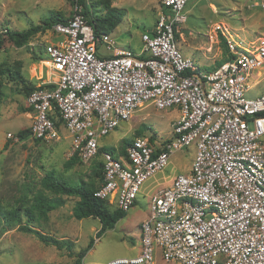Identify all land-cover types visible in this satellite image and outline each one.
I'll list each match as a JSON object with an SVG mask.
<instances>
[{
    "label": "built area",
    "instance_id": "1",
    "mask_svg": "<svg viewBox=\"0 0 264 264\" xmlns=\"http://www.w3.org/2000/svg\"><path fill=\"white\" fill-rule=\"evenodd\" d=\"M187 1L160 0L139 54L117 48L110 34L96 37L75 7L44 44L56 78L26 97L30 137L59 140L57 112L71 156L84 164L100 138L142 108L179 110L169 140L135 137L124 154H100L103 179L93 196L126 213L174 152L195 148L189 171L151 196L139 253L107 264H155L157 250L165 263L264 264V92L246 96L250 73L264 68V37L249 48L228 42L225 59L203 72L176 42Z\"/></svg>",
    "mask_w": 264,
    "mask_h": 264
},
{
    "label": "rangeland",
    "instance_id": "2",
    "mask_svg": "<svg viewBox=\"0 0 264 264\" xmlns=\"http://www.w3.org/2000/svg\"><path fill=\"white\" fill-rule=\"evenodd\" d=\"M89 15L106 13L103 0H83ZM109 6L123 11L120 24L110 37L119 49L139 54L142 49L141 36L153 29L160 13V0H107ZM262 0H188L184 12L186 22L180 25L177 46L184 57L191 58L203 72H210L226 56V47L220 35L236 47L249 48L264 37V10ZM76 0H0V67L16 71L21 78L12 79L9 72L0 75V203L4 209L24 207L32 197L42 191L40 182L48 171L70 183L80 180L101 184L97 176V162L84 164L77 159L69 169L64 162L71 156L70 138L61 126L59 140L35 141L31 137L18 140L17 132L29 129L31 121L26 108L27 89L49 86L56 78L45 64L44 44L55 39L51 29L41 31L16 47L7 39L6 31L21 32L30 27L42 26L53 16L70 19ZM91 7H90V5ZM77 5V6H76ZM101 53L105 51L101 50ZM108 54V53H107ZM252 97L264 92V68L254 70L248 77ZM179 116L177 107L157 111L149 106L136 112L129 121L120 125L107 136L98 140L100 148L121 153L125 141L137 136L152 139L154 145L167 141L172 136V121ZM54 117H58L55 114ZM11 135V137H9ZM17 139V140H15ZM4 145L6 148L4 149ZM193 143L185 150L174 152L164 169L146 180L141 186L136 203L137 216H141L144 204L156 191L166 184L171 176L189 171L194 156ZM48 195L47 192H44ZM63 205L50 213L47 220L36 221L32 227L53 238L67 239L72 243V252L83 250L90 239H94L100 223L93 218L76 220L72 208L78 200L62 196ZM132 207V208H133ZM109 210L116 209L108 204ZM131 208V209H132ZM130 209V210H131ZM130 210L128 214H130ZM127 213V212H126ZM22 221L25 218L22 217ZM141 224V223H140ZM140 227V226H139ZM140 230L137 217L124 216L111 230L94 239L93 247L83 259L84 264H107L115 258H130L139 253ZM65 249L46 246L16 226L6 227L0 221V264H73ZM155 264L165 263L160 251L155 254Z\"/></svg>",
    "mask_w": 264,
    "mask_h": 264
},
{
    "label": "trees",
    "instance_id": "3",
    "mask_svg": "<svg viewBox=\"0 0 264 264\" xmlns=\"http://www.w3.org/2000/svg\"><path fill=\"white\" fill-rule=\"evenodd\" d=\"M75 4L82 8L83 15L87 19L88 24L92 27L96 37L100 36L101 34L111 33L120 24L124 15L122 10L110 7L107 0L102 1V5L106 10V13L102 16H99L98 13H91L90 16L83 0H76ZM67 21L68 19L53 15L48 19V21H45L42 26L30 27L28 30L21 32H9L7 30L5 34L10 42H12L16 47H20L24 45L31 36L41 31L51 29V27L55 24L66 23ZM220 39L222 44L226 47V40L221 35ZM1 44L2 40H0V46ZM6 72H9V75L12 77V79L21 78V76L16 71L5 70L0 67V75H3ZM32 90L34 89H27L26 91L30 93ZM0 96H2L1 90ZM55 114L58 113L56 112ZM55 114L51 115V118L53 119L55 126L58 128L62 125V122L58 117H54ZM16 137L19 141L25 139L26 137H30V130H21L17 132ZM149 140L150 142H153L151 138ZM131 141L132 140L125 141V147L130 144ZM125 147L120 150L121 153H118L124 154ZM3 148L5 149L6 145H4ZM103 151L109 152L111 154L116 153L115 150L108 151L104 150L103 148H99L96 157L90 162H97V176L101 178V182L103 175L100 154ZM77 159L78 158L76 155L70 156L64 162L65 169L71 168L76 163ZM40 185L43 192L40 191L36 193L32 197L30 204L24 207L4 209L0 203V221L6 227L16 226L18 231L35 236L39 242L46 246H53L57 250L65 249L70 257H74L73 264H84L83 259L87 252H89V250L93 247L94 239H98L105 231L111 230L116 222L125 216V213L118 209L109 210L107 208L108 203L106 201L97 199L93 196L94 191L99 187L100 184L95 187L93 182H84L81 180L77 183H70L59 177L54 171H48L42 178ZM44 192H47L48 195H46ZM62 196L75 197L78 199L72 208V216L76 220L80 221L86 218H93L98 220L100 223V229L96 232L95 238L90 239L87 246L75 255L72 252V243L67 239L59 240L53 238L52 236L41 233L31 226L32 223L36 221H46L48 218V213L60 208L63 205V200L61 199ZM22 217L25 218L24 222L22 221Z\"/></svg>",
    "mask_w": 264,
    "mask_h": 264
},
{
    "label": "crops",
    "instance_id": "4",
    "mask_svg": "<svg viewBox=\"0 0 264 264\" xmlns=\"http://www.w3.org/2000/svg\"><path fill=\"white\" fill-rule=\"evenodd\" d=\"M29 115V114H28ZM31 121V120H30ZM32 122V121H31ZM100 147V146H99ZM177 174H175V175H173V176H171V178L167 181V183L166 184H163V187H161V188H159V189H162V188H164V187H167L168 185H170V183L172 182V180L174 179V177L176 176ZM158 189V190H159ZM157 190V191H158ZM136 203V202H135ZM149 204H150V201L148 202V203H146V204H144V209H143V211H142V215L141 216H137V214H134L135 212H137V210H138V208H136V206H134L131 210H130V214H128V212L127 213H125V217L126 216H129L130 218H132V219H134V217H137V225H138V228H139V226H140V223L148 216V214H149ZM138 240H139V235H138ZM139 242V241H138ZM138 251H140V243H139V250ZM116 259V258H115ZM113 260V259H112Z\"/></svg>",
    "mask_w": 264,
    "mask_h": 264
}]
</instances>
